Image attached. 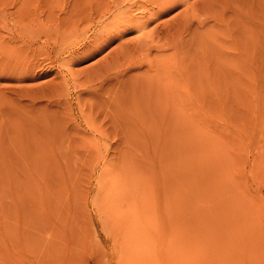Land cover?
Instances as JSON below:
<instances>
[{
  "label": "rangeland",
  "instance_id": "rangeland-1",
  "mask_svg": "<svg viewBox=\"0 0 264 264\" xmlns=\"http://www.w3.org/2000/svg\"><path fill=\"white\" fill-rule=\"evenodd\" d=\"M50 1L0 0V264H264V0H158L61 38L60 67L19 49Z\"/></svg>",
  "mask_w": 264,
  "mask_h": 264
},
{
  "label": "bare ground",
  "instance_id": "bare-ground-1",
  "mask_svg": "<svg viewBox=\"0 0 264 264\" xmlns=\"http://www.w3.org/2000/svg\"><path fill=\"white\" fill-rule=\"evenodd\" d=\"M158 0H51L50 6L46 12L41 14L46 17L41 18L37 16L33 18L36 23V27L29 41H24L23 45L19 47L22 51L24 50H42L45 55L52 60H58V66L66 65L67 61L72 59L71 52L64 54L65 51L60 47L59 42L61 38H67L74 33L88 32L91 29L92 34L104 35L106 41L114 40V38L122 36V34L131 29H140L146 25L148 20H155L158 14L164 13L173 5L162 6L157 14L150 13V9ZM116 10H121L126 18L128 17L127 23L124 24L120 29L110 31H103L100 26L108 19V17ZM190 11H193L191 9ZM186 21V20H185ZM191 23L186 21L185 23H179L174 29H167L166 33H162L158 36L155 43H150L144 34L140 33V48L150 50V48L157 49H178L179 40L184 38L183 34L189 31ZM24 30L17 31L16 34H7V47L11 48L10 43L18 40L21 33ZM186 35V34H184ZM163 38L162 40H160ZM161 41V42H160ZM49 44V47H46ZM100 48V47H99ZM93 49L86 52L85 55L91 54ZM23 54V53H22ZM65 63V64H64ZM151 64L148 65L150 67ZM161 68H167L168 70H177L175 65L167 62H160ZM154 74V73H153ZM154 76H156L154 74ZM168 90L176 92L180 90L181 95L185 92L184 86L180 87L178 84L167 82ZM105 182L110 187L114 186V178L110 175H105ZM208 247V246H207ZM210 247V246H209ZM210 249V248H209ZM199 251V250H197ZM217 250H215L216 252ZM214 252V253H215ZM205 250H200L199 262L196 264H204L206 256ZM181 256L179 264H190L188 259ZM218 264H223L222 256H215ZM225 260V259H224ZM193 264V263H192Z\"/></svg>",
  "mask_w": 264,
  "mask_h": 264
}]
</instances>
